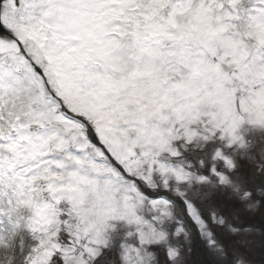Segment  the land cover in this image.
Returning <instances> with one entry per match:
<instances>
[{
    "label": "snow or ice",
    "instance_id": "snow-or-ice-1",
    "mask_svg": "<svg viewBox=\"0 0 264 264\" xmlns=\"http://www.w3.org/2000/svg\"><path fill=\"white\" fill-rule=\"evenodd\" d=\"M200 244L264 257V0H0V264Z\"/></svg>",
    "mask_w": 264,
    "mask_h": 264
},
{
    "label": "rangeland",
    "instance_id": "rangeland-1",
    "mask_svg": "<svg viewBox=\"0 0 264 264\" xmlns=\"http://www.w3.org/2000/svg\"><path fill=\"white\" fill-rule=\"evenodd\" d=\"M254 222L256 224H259L261 222V218L259 216L255 217ZM199 250L200 251L190 256V264H195L196 261H199L201 259H209L206 254L203 257L200 255V252H202V244L199 245ZM252 260L254 261V264H261V262L264 261V257L257 253L252 257Z\"/></svg>",
    "mask_w": 264,
    "mask_h": 264
}]
</instances>
